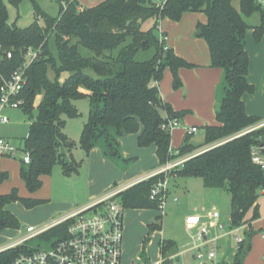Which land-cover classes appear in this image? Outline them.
Instances as JSON below:
<instances>
[{
	"label": "trees",
	"instance_id": "obj_1",
	"mask_svg": "<svg viewBox=\"0 0 264 264\" xmlns=\"http://www.w3.org/2000/svg\"><path fill=\"white\" fill-rule=\"evenodd\" d=\"M23 1L32 3L36 18L28 27L19 28L9 24L7 5L18 8ZM234 1L165 0L158 6L152 0H105L94 7L81 8L77 0H57L59 12L53 19L41 13L34 0H0V73L8 76L20 67L28 48L37 52L25 70L26 83L19 94L23 100L20 110L29 120L22 143L30 162L21 163L19 168L27 191L32 194L40 189L41 177L49 175L57 163L63 173L78 168L77 163L65 161L62 148L70 155L73 143L63 129L66 118L77 116L73 101L86 97L90 111L80 137V146L86 153L102 141L109 157L116 158L119 138L138 134V147L153 145L159 166L188 157L175 171L176 177L199 178L204 188L225 190L232 225L246 223L251 230V223L259 217L258 198L264 195L259 193L264 188V171L252 162V149L264 147V126L256 128L264 117L247 115L242 101L244 94H252L255 89L247 80L245 35L251 30L256 42H264V6L257 0H238L236 9ZM185 13H202L207 19L197 30L207 44L210 67L223 71V94L215 112L216 124L203 127V144L193 146L186 133L177 154L170 155V130L161 125L183 117L185 112L173 111L163 101L158 85L168 68L172 89H180L179 70L194 65L166 46V35L159 34L158 26L165 19L179 22ZM255 14L258 24L248 25L244 19ZM38 17L43 25L38 23ZM149 20L152 25L144 30L142 25ZM50 36L54 37L56 58L48 48ZM150 49V58L137 59L140 52ZM7 52H11V59L6 58ZM49 69L53 78L48 75ZM62 74L67 75L63 81ZM37 96L41 101L34 110ZM7 179L8 173L0 171V184ZM159 179L162 175L138 182L112 200L123 210H159L158 203L149 200L150 189ZM15 202L30 210L45 200L20 197L15 189L0 195V222H4L0 231L19 228L17 219L6 209ZM160 220L161 216H157V223L149 225L151 231L161 229ZM65 228L66 224L60 225L40 238H54ZM251 237L252 232L247 238ZM249 249L248 242L241 244L232 264H242ZM159 250L165 259L163 264H171L166 258L176 254L175 243L161 241ZM27 251L26 247H17L0 252V264H12L16 256Z\"/></svg>",
	"mask_w": 264,
	"mask_h": 264
},
{
	"label": "rangeland",
	"instance_id": "obj_2",
	"mask_svg": "<svg viewBox=\"0 0 264 264\" xmlns=\"http://www.w3.org/2000/svg\"><path fill=\"white\" fill-rule=\"evenodd\" d=\"M34 1L38 10L48 18L54 19L58 16L59 4L57 0ZM257 1L264 6L262 4L264 0ZM233 5L238 9V0H235ZM7 11L9 24L19 28L28 27L36 18V11L30 1H23L18 8L7 5ZM244 20L248 25H253L258 24L259 18L255 14ZM38 23L43 25V20L40 17H38ZM150 25H152L151 20L143 23L142 28L146 30ZM248 31L249 40L257 47L261 42H256L251 36L250 30ZM199 39L205 42L203 38L199 37ZM48 48L56 58L53 36L48 39ZM81 51L85 55H89L88 51L83 49ZM151 55L152 49L142 51L137 55V59L146 60ZM195 68L197 66L194 65L190 70ZM253 70L255 89L252 94H247L250 99L248 106L250 111L261 117L264 116V88L260 87L264 81V65L262 68L260 65L259 70L257 64L254 63ZM167 71H169V77H172L168 68ZM48 75L53 78L50 69ZM66 77V74H62L61 81ZM169 89L173 90L172 84ZM40 101L41 97L37 96L33 104L34 110ZM73 105L77 111V116L66 118L63 129V133L73 143V148L70 155L66 154L64 148H62V152L65 154V161L77 163L78 168L63 173L60 165L55 164L51 173L41 178L40 189L32 194L27 191L19 175L21 159L24 156L21 151L23 149L22 140L28 132V116L22 113L20 109L3 111V115L9 119V122L0 123V137L8 139L19 150L14 156L0 157V171L8 173V179L0 184V195L8 194L12 189H15L20 197L44 199L45 202L30 210L25 209L18 202L8 205L7 211L17 219L19 228L6 227L2 229L0 231V247L11 243L19 235H25L28 227L41 228L86 205L105 200L106 196L113 190L142 178L150 169L158 166L154 147H138L136 135L125 134L120 137L119 156L116 158L109 157L107 147L102 141L93 146L89 153H86L80 146V137L83 125L89 116V100L86 97L79 98L73 101ZM194 110L196 112L190 108L180 111L185 112V114L179 118L181 125L172 128L170 131V148L176 150L182 144L184 135L189 132L188 127L192 126H196L197 131L190 134V143L195 147L203 144V127L207 124L216 123L215 112L217 108L215 109V105L212 103L209 107H204L202 113L199 112V108ZM177 169L169 173L170 180L162 211L150 209L123 210L122 264H155L160 258L161 241L172 240L178 245L183 244L187 240L184 219L189 215L197 213L206 215L215 209L219 212L221 221H226L229 217L230 199L225 190L204 188L199 178L176 177L175 171ZM258 200L259 204H264V196H260ZM112 201L116 202V200ZM157 215L161 216V229L151 231L149 225L154 223ZM257 226L256 222L255 227L257 228ZM250 232L252 231L249 229L246 233L247 237ZM257 239L259 236L254 237L252 243ZM54 241L55 238L53 237L49 239L36 237L28 241L27 246L32 249H48ZM256 255L258 256V251H256ZM182 260L185 263L194 264L190 253L185 254ZM262 260L264 261V257H261Z\"/></svg>",
	"mask_w": 264,
	"mask_h": 264
},
{
	"label": "built area",
	"instance_id": "obj_3",
	"mask_svg": "<svg viewBox=\"0 0 264 264\" xmlns=\"http://www.w3.org/2000/svg\"><path fill=\"white\" fill-rule=\"evenodd\" d=\"M152 1L158 6H162L165 2V0ZM158 32L162 34L159 26ZM164 40L166 41V37ZM36 55L35 50L28 48L24 54V63L20 67L10 72L8 76L0 73V123L9 122V119L3 115V111L19 110L23 104L19 94L26 83L25 70ZM6 58H12L11 52L6 53ZM179 125V119L174 117L161 125V128L171 131ZM263 126L264 121L260 122L256 128ZM188 131L187 133L192 134L196 132V129L190 128ZM18 150L8 139L0 137V157L14 156ZM21 151L24 153L21 163L28 165L29 153L23 149ZM169 153L176 155L177 151L171 148ZM186 159L188 157L169 160L148 175L113 190L105 200L68 213L41 228L28 227L25 235H19L11 243L0 247V252L26 247L28 251L16 256L12 264H122L123 208L117 202H113L112 198L138 182L162 175V179L152 185L149 193V200L157 202L159 211H162L170 180L169 173L182 167ZM252 162L264 171V147L252 149ZM263 192L264 188H261L259 193ZM104 202V206L97 207ZM64 224L66 228L54 237L55 241L48 249H32L27 246V242L31 239L40 237L48 230ZM184 224L188 244L184 251L166 258L171 264H189L182 260L187 253L192 255L194 264H232L239 246L246 241V233L249 230L246 223L233 226L230 216L226 221H221L220 214L215 209L206 215L198 213L189 215L185 217ZM164 261L162 257L159 264H163Z\"/></svg>",
	"mask_w": 264,
	"mask_h": 264
},
{
	"label": "crops",
	"instance_id": "obj_4",
	"mask_svg": "<svg viewBox=\"0 0 264 264\" xmlns=\"http://www.w3.org/2000/svg\"><path fill=\"white\" fill-rule=\"evenodd\" d=\"M77 1L79 2L81 8L82 7L89 8V7H94L105 0H77ZM262 4L264 5V2ZM206 20L207 19L205 15L202 13H185L183 14L179 22H172L165 19L162 20L159 24V31L166 35V41H165L166 46L168 48H171L176 56L184 59L190 64L197 66V68L192 70L185 68L179 70L178 76L181 80L182 86L178 90L169 89V86L172 83V77H169V71H167V69H165L163 73L164 75L163 80L158 85L159 92L161 94L163 101L168 103L171 106L172 110L175 112L180 113L181 110H186L189 108L192 109L193 112H196V110L194 109L199 108V112L202 113L203 108L209 107L212 103H214L215 109L219 106L220 99L223 94L222 93L223 71L219 68L210 67V57H209L207 44H205V42L199 39L200 36L197 38L194 36L197 31V26L199 24H205ZM255 25L257 24H253L250 26H255ZM250 32L252 36V31L250 30ZM246 35H245V49L249 57V71H248L247 80L249 84L253 85L255 80V75L253 70L254 63L257 64L259 70H260V65L261 68L264 65V42H261L256 47L255 45L252 44L251 40H249L248 35L247 36ZM254 53L256 54V56L254 55ZM164 82H165V86H164ZM263 82H262V86L260 87L264 88ZM83 92L86 93V91ZM242 101L245 106V111L247 115L259 117L257 116V114H255V112L249 110L248 105L250 99L247 94H244L242 96ZM263 117L264 116H261L260 118ZM215 124L216 123L207 124V125H215ZM190 128H195L197 131L196 126L188 127V129ZM132 135H136V140H137L138 134H132ZM119 143H120V138H119ZM189 143H190V134H189ZM154 151L156 153L155 147H154ZM158 167H159V162H158V166L154 169H150L145 174V176L151 173L152 171L156 170ZM258 201L257 203H258L259 217L256 221H253L251 223L252 237L250 239L247 238L245 241L246 243L248 242L250 244V249L245 255L242 264H264V261L263 260L261 261V257H264V204L262 203L259 204ZM155 222L157 221H154V223ZM256 222L258 225L257 228L255 227ZM160 228H161V223H160ZM256 236L257 237L259 236V239H257L255 242L252 243L254 237ZM173 242L175 243L177 249L176 253L184 251L188 244V235H187V240L183 244L178 245L175 241ZM256 251H258V256L256 255ZM159 255L160 258L155 264H159L162 259L161 253Z\"/></svg>",
	"mask_w": 264,
	"mask_h": 264
},
{
	"label": "water",
	"instance_id": "obj_5",
	"mask_svg": "<svg viewBox=\"0 0 264 264\" xmlns=\"http://www.w3.org/2000/svg\"><path fill=\"white\" fill-rule=\"evenodd\" d=\"M200 35H201V31L197 30L194 36L199 37ZM3 225H4V222H0V226H3Z\"/></svg>",
	"mask_w": 264,
	"mask_h": 264
}]
</instances>
